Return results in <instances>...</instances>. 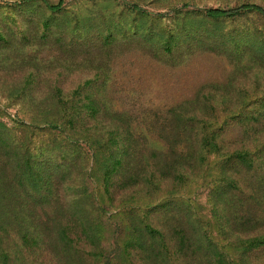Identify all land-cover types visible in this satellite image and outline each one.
<instances>
[{
  "label": "rangeland",
  "instance_id": "374dc122",
  "mask_svg": "<svg viewBox=\"0 0 264 264\" xmlns=\"http://www.w3.org/2000/svg\"><path fill=\"white\" fill-rule=\"evenodd\" d=\"M17 1L0 0V31L6 40L0 38V125L11 141L5 153L15 156L14 150H29L38 161L70 165L64 168L60 196L37 211L45 210V220L65 226L76 221L71 211L82 208L88 220L96 222L95 238L87 241L71 233L87 251L79 252L78 263L143 264L139 251L125 248L129 227L123 210L175 198L182 202L170 205L177 210L183 203L182 214L171 211L144 218L164 235L173 236L179 221L186 223L184 212L194 215L198 222L188 224L191 233L198 236V231H206L227 256L240 262L232 245L264 234V148L261 162L255 159L252 169H220L217 161L235 150L252 152L264 142V119L253 115L235 121L231 114L243 108L254 114L250 104L264 95V67L248 59L239 61V52L232 48L229 52L226 47L201 46L183 31L182 49L168 53L158 46L180 24L196 21L184 22L187 15L176 13L177 8L234 9L246 2L264 7V0H63L67 20L81 19L75 33L91 35V45L71 38L67 27L47 35L40 17L42 5L36 3L25 12L8 11L7 4ZM193 15L188 16L194 19ZM106 19L116 31L107 44L99 36L105 32ZM207 25L191 32L209 29L200 36L205 40L211 34L221 38L264 32V15L233 13L217 27ZM56 40L73 41L77 49L55 48ZM87 81H94L96 91L81 85ZM88 94L101 100L100 110L91 114L79 109L74 113L76 122H67L56 97ZM67 137L79 149L72 157L65 153ZM112 143L129 146L140 175L120 172L106 187L94 150ZM6 154L3 170L9 160L14 161ZM6 174L1 175L6 181L1 178V191L8 188ZM222 178L233 179L257 199L243 207L215 208L210 186ZM84 190L85 198L80 195ZM241 210H247L245 216H252L251 221H235ZM262 261L263 256L246 264Z\"/></svg>",
  "mask_w": 264,
  "mask_h": 264
},
{
  "label": "trees",
  "instance_id": "16d2710c",
  "mask_svg": "<svg viewBox=\"0 0 264 264\" xmlns=\"http://www.w3.org/2000/svg\"><path fill=\"white\" fill-rule=\"evenodd\" d=\"M36 3L42 5L40 17L41 21L43 20L44 29L49 30L46 32L47 35L55 33L63 27H67V30H70L71 38L74 37L81 43L92 44L93 39H91V35L84 34L82 36L80 33L79 35L75 33L79 24L78 22H81V19H76L75 17L72 22L67 20L69 12L62 5L63 0H58L57 2L49 0H20L9 3L6 7L8 11L16 12L21 10L25 12L30 10V7ZM132 5L133 8L138 9L135 3ZM249 12L264 15V7L257 3L246 2L234 9L208 7L205 9L181 10L177 8L176 13H181L183 16L187 15L184 22H187L188 19L196 21L180 24L178 31H173V33L168 35L166 40L164 37L162 42H160V47L157 46L158 48H162L164 52L168 51V53H173V50L182 49L185 41L181 33L183 31L191 39L197 41L199 45L206 46L208 49L221 48L224 50L226 47L225 51L231 52V48L237 50L239 54L236 58L239 61L248 59L258 65L260 69H263L264 32L255 31L237 36L225 35L221 38L218 37L219 34H211L209 39L206 40L200 36L208 33L209 29L205 32H191L192 29L199 28L208 23L213 28L217 27L218 23L230 14ZM189 14H194V19L188 16ZM66 20L68 21V26L63 23ZM109 21L110 19L105 20V32L99 34L101 43L107 44V42L113 41L116 35L114 26L109 27ZM169 29V26H167L166 30ZM2 35L3 33L0 31V38L4 41L5 38ZM151 40L152 38H149L148 42ZM73 46V41L56 40L55 48H61V50L66 48L69 50H72V48L77 49ZM81 85L86 89H92L94 81H87ZM88 85L89 87H87ZM56 101L58 111L62 115H66L65 118L68 116L67 122L73 120L72 124L76 122L77 115L75 114L79 112V109L86 108L88 112L95 114L102 107L101 100L93 94L69 99L56 97ZM250 105L253 107L254 114H246L243 108L231 113L234 120L243 121L253 115H259L258 119H264V95L253 98ZM56 120L58 121V118ZM7 140L4 135V128L0 125V184L3 182L1 181L3 179L1 176L3 172L5 174L8 172L6 176L9 179L7 180L8 188L3 191L0 190V264H45V262H50V264H80L78 263V254L79 252L83 253L84 250H81L76 238L86 239L87 241L88 238H95L97 233L96 222L94 224L90 222L82 208H75L71 211L76 221L73 222L74 224L65 226L57 225L56 223L52 224L50 220H45L44 217L47 215L45 210L42 212L37 211L38 207L43 208L45 204L53 202L55 197L60 196L59 192L63 190L61 183L64 179V168L70 165L68 163L52 164L47 160L45 162L38 161L37 155L31 153L29 150L21 152L18 149L17 151L14 150L15 156L6 154L5 151H8L6 147L11 144V141ZM66 140L68 148L65 153L68 157H72L77 151L79 152L77 143H74L70 137H67ZM263 143L252 152L241 150L230 152V154L225 155L217 161V167L220 169H225L227 166V169L231 167L252 169L255 166V159H258L259 163L261 162L264 148ZM94 152V157L99 162L100 176L107 185L106 187L113 184L112 180L114 176L120 172L128 173L130 176L140 175L138 172L139 165L134 164L135 154L130 150L128 145L113 143L100 145ZM3 154L7 155L6 158L12 156V160H14H9L6 170H3L1 166L5 161L2 162L4 159ZM161 171H164L163 168H161ZM3 180L5 181V179ZM82 194L84 198L88 195L85 190L83 193L80 192V195ZM210 197L212 205L222 210L225 207L229 208L236 205L243 207L247 205V202L257 199L254 193H248L246 189L239 186L233 179L229 180L228 178H222L217 182H213L210 186ZM167 200H172V202ZM167 200L164 199L153 205L150 204L145 206V208L132 204L123 210L127 216L129 227V236L126 240L125 248L139 251L141 253V260L139 262L143 264H246V262L255 258L264 257V234L239 240L232 245L240 255V263L237 262V259L227 256L206 231H201V233L198 231V236L192 234L191 226H188V224H191V222L195 223V220L197 223L198 218L185 213L186 209L183 211L184 216H186V223L180 220L176 229H173V236L164 235L160 229L152 226L145 218L171 211H174L172 213L182 214L183 203L180 204V208H177L179 212L170 205H176L180 200L176 198ZM246 211L241 210L237 212L235 221L241 223L247 222V218L251 221L252 216L250 218L247 215L245 216L247 214ZM55 230L57 231L55 236H53ZM71 233L76 237L75 239L72 238ZM173 247H175L174 251H172ZM86 252L84 251V253ZM259 264H264V261Z\"/></svg>",
  "mask_w": 264,
  "mask_h": 264
}]
</instances>
